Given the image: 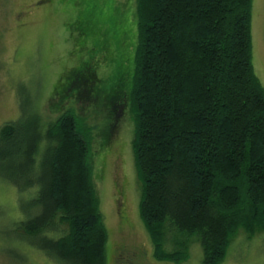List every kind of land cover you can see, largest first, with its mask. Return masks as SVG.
<instances>
[{
  "label": "trees",
  "instance_id": "16d2710c",
  "mask_svg": "<svg viewBox=\"0 0 264 264\" xmlns=\"http://www.w3.org/2000/svg\"><path fill=\"white\" fill-rule=\"evenodd\" d=\"M251 10L252 0H137L132 147L157 259L180 264L197 241L202 264H220L240 230L264 231V90ZM76 73L55 95H71ZM33 101L0 126V177L31 195L12 225L18 253H9L21 264L22 247L52 264H107L90 128L70 111L43 128Z\"/></svg>",
  "mask_w": 264,
  "mask_h": 264
},
{
  "label": "rangeland",
  "instance_id": "374dc122",
  "mask_svg": "<svg viewBox=\"0 0 264 264\" xmlns=\"http://www.w3.org/2000/svg\"><path fill=\"white\" fill-rule=\"evenodd\" d=\"M136 3L0 0V126L15 120L20 105L29 108L32 100L43 128L62 112H72L91 132L89 161L108 236L107 264H115L121 249L134 255L133 264H176L156 258L139 213L130 109ZM250 31L253 69L264 90V0H252ZM71 71L78 72L71 95H55L57 85L70 82L65 76ZM29 197L0 177V264H21L9 253L19 250L12 225ZM22 250L23 264H52L32 247ZM201 260L199 243L191 241L180 264ZM220 264H264V231L249 238L240 230Z\"/></svg>",
  "mask_w": 264,
  "mask_h": 264
},
{
  "label": "flooded vegetation",
  "instance_id": "af4514ba",
  "mask_svg": "<svg viewBox=\"0 0 264 264\" xmlns=\"http://www.w3.org/2000/svg\"><path fill=\"white\" fill-rule=\"evenodd\" d=\"M134 255L121 249L115 259V264H133Z\"/></svg>",
  "mask_w": 264,
  "mask_h": 264
}]
</instances>
